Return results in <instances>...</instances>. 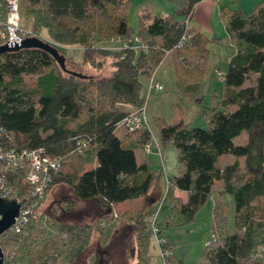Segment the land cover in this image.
<instances>
[{"label":"trees","instance_id":"16d2710c","mask_svg":"<svg viewBox=\"0 0 264 264\" xmlns=\"http://www.w3.org/2000/svg\"><path fill=\"white\" fill-rule=\"evenodd\" d=\"M200 1L185 0L183 21L172 15L155 17L144 9L136 18L135 30L127 24V0L20 1L19 11L30 18L31 32H45L50 44L63 55L68 72L78 73L67 69L70 58L61 46L75 45L82 49V56L79 64L71 63L72 67L101 70L108 60L110 73L101 80L77 78L63 73L48 54L35 49L0 54L3 146L18 152L42 149L62 159L50 189L64 184L77 199L97 200L109 213L118 204L145 197L161 173L150 170L145 162L137 164L132 150L116 136V124L129 113L120 107L137 109L143 105L140 77L151 76L164 51H170L174 84L183 101L202 104L208 40L197 27L186 23ZM3 10L0 0V18ZM224 12L220 8L218 17H224L229 44L236 53L221 74L220 95L210 94V105L200 114L205 129L197 132L185 124L178 107L170 123L153 120L159 151L168 145L176 151V174L166 180L167 187L185 193L184 201L166 198L156 225L161 233L190 224L220 181L217 193L232 200L233 231H227L224 205L216 204L209 227L214 239L209 248L203 247L201 258L207 264H264L250 261L252 251L264 245V1L249 13ZM133 37L146 46L145 53L131 47ZM111 39L129 45L118 50L92 45ZM27 76L35 77L30 86L24 84ZM245 83L248 86L244 87ZM69 124H74L73 128ZM242 132L247 135L246 143L234 145L233 140ZM137 133L142 143L151 140L149 131ZM80 141L87 144L81 155H75L80 156V164L64 169ZM224 155L241 158L242 165L236 161L217 165ZM22 178V172L17 171L8 180L12 188H19V199L26 189ZM42 201L27 216L20 234L9 231L0 236L4 264H73L86 250L89 225L59 224L55 239L34 251L38 239L32 217ZM153 210L127 213L135 234V264H148L146 218ZM114 213L117 218L122 216ZM170 261L174 263L172 257Z\"/></svg>","mask_w":264,"mask_h":264},{"label":"rangeland","instance_id":"374dc122","mask_svg":"<svg viewBox=\"0 0 264 264\" xmlns=\"http://www.w3.org/2000/svg\"><path fill=\"white\" fill-rule=\"evenodd\" d=\"M182 1L183 0H127V24L132 30H135L137 14H140V12L144 9L148 10L152 14V16L155 17L161 18L165 14H174V18L182 20L183 18H185L184 10L181 9ZM224 14H226V12H224ZM217 19L220 23V26L217 29L216 27L213 28V34L203 35L198 29L199 32L208 40L206 45L208 53L205 64V73L201 83L205 96L201 105H196L193 103L187 104L178 94L174 84V72L170 65V56H165V59L162 61L163 63L156 70L155 78L161 83L162 86V91L159 94L145 97L147 78L140 77V83L142 86L141 94L144 99V103L142 105L144 119L148 126L150 136L152 139H154V141H156V143H158V135L153 120L155 118H159L162 119L165 123H170L172 121L173 111L175 107L180 108L182 113V120L185 124H188L189 127L196 129L197 132H201L205 129V123L202 120L200 113L209 107V94L207 93L206 88L208 86V82L210 81L211 75L213 81L210 85V89L212 90L213 88H220L218 79L225 68V65L222 63L221 49L220 47H216L221 39L219 34L221 32H223L225 35L227 34L229 41L228 31L222 21L224 17L222 16V19L217 17ZM186 20L188 21L189 19ZM19 30L25 34H28L31 31V20L30 18H26L21 10ZM36 34L40 38H43V40L49 42L47 38L45 39L44 31L40 30ZM212 38L214 39V41H209ZM95 42H93L92 44L94 45V48H96L94 44ZM78 47L79 46H76V49H79L81 51L82 49ZM61 48L64 51L66 50L68 55H71L75 52L73 51V49H68L70 48V46H61ZM71 63H73V65L75 64L72 60H66V65L68 64L66 66L67 69L78 72L83 76H90L95 80L105 79L109 76L110 68L108 60L105 61V65L101 70H97L95 68H92L91 66L72 67ZM34 78V76L25 77V86H30L34 81ZM73 126L74 124H69L68 127L73 128ZM244 136L247 137V135H243L242 137ZM80 159V156L78 157L75 155H71L68 162L64 163V169L78 166L80 164ZM222 161L223 160H221V162ZM163 194L166 199L165 189ZM227 198L230 201V208L228 209V211H226L225 215L226 228L228 232H232V200L229 196H227ZM165 204L166 200L164 202V205ZM118 205L119 206L117 207H122V205ZM207 207L208 206H205L204 209L201 208L197 212L198 215H195L193 221L190 224L183 227H178L177 229L170 228L165 234V236L170 238L175 247V250L173 251L174 258L181 259V262L183 264H207L201 258L204 247L203 242L205 238L209 236L208 228L210 227L211 221ZM160 211L162 212V210ZM110 215H112V211L107 216L101 215V219L97 221L98 219L92 218V200H79L74 196L73 192L66 185L55 184L46 193L42 203L36 211L37 221L34 224V231L38 239V244L37 248L34 251L39 250L44 243L50 242L51 240L55 239V236L57 235V227L59 224L89 225L90 235L87 248L78 256L77 260L73 264H135L138 259L135 234L132 227L120 224L122 221L119 220L115 221V223H111L112 217ZM114 215L117 219L118 214L114 213ZM100 222L104 224L102 228L99 227ZM130 222L132 221L130 220ZM59 237L65 240L64 234H61ZM206 239H208V237ZM148 247L149 248L147 252L149 251V253L151 254L149 264H157L155 257L156 249H154L153 241L151 239L149 241ZM19 264H26V262H22Z\"/></svg>","mask_w":264,"mask_h":264},{"label":"built area","instance_id":"2783aa9c","mask_svg":"<svg viewBox=\"0 0 264 264\" xmlns=\"http://www.w3.org/2000/svg\"><path fill=\"white\" fill-rule=\"evenodd\" d=\"M20 1L22 0H3L4 10L3 16L0 18V46L4 45L6 41L8 43L20 42V40L27 36L40 38L37 34H25L19 30ZM183 41L184 37L181 38L178 47ZM119 42L120 47L122 48H126L129 45L128 43ZM130 45L132 48L140 52H146V46L140 43L136 37H133ZM169 54L170 51H164L163 58ZM161 91L162 86L154 80L153 74H151V76L147 78L145 97L157 95ZM116 128H121L128 134L139 131H149L144 119L143 106L129 112L116 124ZM3 136L4 131L0 128V198L6 196L7 199L13 198L16 201L24 199L18 217L15 219L14 225L9 230L14 235H18L22 232L23 226L27 222V216L30 215L32 209L44 199L46 193L50 189L53 177L61 167L62 159L51 157L45 154L42 149L22 152L7 149L3 146L5 142ZM86 147V142L80 141L77 143L75 150L70 154L81 155ZM151 148H155V150L159 152V148L152 138L150 141L142 144V150L145 154H148ZM17 171L22 172V183L26 187L22 199L17 197L19 188L14 189L8 184L10 177ZM164 202L165 196L163 195L153 212L146 218V226L149 231L150 239L153 241V245L157 251L159 264H172L170 259L173 255V248L167 244L165 237L161 235L159 228L156 225V219ZM111 217L112 220L116 219L114 214H112ZM32 219L34 222L37 221L36 216H33ZM103 226L104 224L100 222L99 227L102 228ZM213 239V236L209 235L208 239L204 241V247L209 248ZM250 261H264V245L259 246L252 251L250 254Z\"/></svg>","mask_w":264,"mask_h":264},{"label":"crops","instance_id":"0c3cea01","mask_svg":"<svg viewBox=\"0 0 264 264\" xmlns=\"http://www.w3.org/2000/svg\"><path fill=\"white\" fill-rule=\"evenodd\" d=\"M261 1H264V0H202V1H200V3L198 2V4L193 6L192 12L190 14V18L187 22V26L197 27L203 35L213 34L214 33L213 28L216 27V29H217L220 26V23L217 19L218 15H219V9L220 8H223V10L225 12L236 10L239 12L249 13L252 11L254 6ZM184 6H185V0L182 1V7H181L182 10L185 9ZM197 8H200V9H197ZM138 15L139 14H137V16ZM170 15L174 16V14H170ZM166 16L167 15L165 14L162 17H166ZM175 19L178 21H183L184 18L182 20L177 19V18H175ZM30 33H32V32L30 31ZM219 35H220L221 39H220L219 44H217L216 47H220L222 63L224 65H226L227 62L229 61V59L233 55H235L236 51L229 44L227 34L225 35L223 32H221ZM40 39L43 40V38H40ZM45 39H46V34H45ZM94 44H95L96 48L104 49V50H118L120 48V42L118 39H113L110 41H100L99 40V41H96ZM78 48H80V47H78ZM68 49H73V51H75V52L72 53L71 55H68L67 51L65 50L66 57L70 58V60H72L75 64H79L81 62L82 50L80 51L79 49H76V46H72V47L70 46V48H68ZM167 56L171 57L170 54ZM164 59H165V57L161 60L159 65L156 67V69L152 73L154 80L157 83H159L160 85H161V83L155 78V75H156V70L163 63L162 61ZM170 62H171L170 65L173 69L172 59ZM173 72H174V70H173ZM109 73H110V71H109ZM220 76L218 79L219 85H220ZM212 81H213V79H212V75H211L210 81L208 82V86L206 88L207 93L210 96V94L215 92V94L217 96H219L220 95V88L219 89L213 88L212 90L210 89V85H211ZM243 86L244 87L248 86V83H245ZM209 105H210V103H209ZM120 109H122L124 111H128V112H131L134 110V109H130L128 107H120ZM115 134L120 139V141L124 147L132 150V152L134 154L135 161L137 164H141V163L145 162L148 164L150 170H152L154 172L161 173V176L152 183V185H151V187H150V189H149V191L145 197L123 202L120 204V205H122V207L119 208V207H117L119 205H116L114 207V209H111L112 214H114V211L115 212L118 211L122 215L120 218L112 220L111 223H115V221L119 220V221H122L120 224H124V226H128V227H132V222H130V219L128 218L127 213L147 212V211L153 210L156 207V205L159 203V201L161 200L162 196L164 195L163 194L164 189H165V193H166L165 194L166 198L169 196H173L175 198L180 199L181 201L185 200V193L184 192H180V191H177V190L172 189L170 187L168 188L166 186V180L169 179L171 176H174L176 174V151L174 150V148L171 145H168L161 152L160 151L157 152L155 150V148H151L149 153L145 154L142 150V144L143 143L141 142V138L139 137V134L137 132L135 134L134 133L128 134V133H125V131L123 129L116 128ZM243 135H246V133L242 132L237 138H235L233 140V144L239 145V146L244 145L246 143L247 137L246 136L242 137ZM221 160H223V161L221 162ZM235 161L238 163L239 166L242 165V159L241 158H233L230 155H224V156H221L218 158L217 165H219V166L230 165ZM221 187H222L221 182L220 181L217 182L215 187H214L213 194L211 195L209 200L202 207L204 209L205 206H208L207 208L209 211V217L210 218L212 217V210L216 204H219V203L223 204L225 212L228 211V209L230 208V201L227 198V195H220L217 193L218 191L221 190ZM145 209H146V211H145ZM108 214H109V210L106 207H103L102 205H100V203L97 200H92V218L97 219L101 215L107 216ZM109 218H111V217H109ZM125 221H127V222H125ZM172 229H177V228L173 227ZM167 230L161 232V235L168 239L169 244L173 248V251H174L175 247H174L172 241L170 240V238L165 236ZM208 235H210V232ZM207 237H209V236H207ZM206 238H205V240H206ZM149 241H150V239H149ZM203 246H204V242H203ZM154 249H155V247H154ZM155 252H156L155 253L156 261H157V264H159L158 257H157V251L155 250ZM147 256H148L147 262L149 264V259L151 256L149 251L147 252ZM172 261L174 262L173 264H175V263L183 264L181 262V259H175L173 255H172Z\"/></svg>","mask_w":264,"mask_h":264},{"label":"water","instance_id":"95a60500","mask_svg":"<svg viewBox=\"0 0 264 264\" xmlns=\"http://www.w3.org/2000/svg\"><path fill=\"white\" fill-rule=\"evenodd\" d=\"M20 49H35L40 50L48 54L52 60L56 63L59 69L68 75L75 76L77 78H91L82 76L80 73L68 72L65 68V59L56 48H54L50 42L42 40L35 36H27L20 40V42L13 43L7 42L0 46V54L16 52ZM68 65V64H67ZM24 199L16 201L13 198L7 199L6 196L0 198V236L9 232L10 228L14 225L15 219L18 217L19 210L23 204ZM0 264L3 263V254L0 249Z\"/></svg>","mask_w":264,"mask_h":264}]
</instances>
